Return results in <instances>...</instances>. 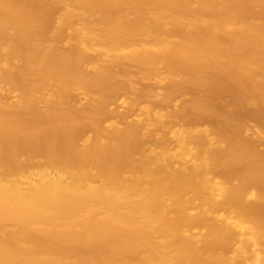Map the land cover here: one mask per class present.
<instances>
[{"label": "bare ground", "instance_id": "obj_1", "mask_svg": "<svg viewBox=\"0 0 264 264\" xmlns=\"http://www.w3.org/2000/svg\"><path fill=\"white\" fill-rule=\"evenodd\" d=\"M50 2L0 0V79L20 91L0 98V264H264V152L218 102L230 79L264 103V0H59L56 23ZM76 17L89 23L59 48ZM96 41L147 78L161 66L180 77L166 95L191 93L176 153L144 150L150 109L104 127L126 83L92 59ZM76 88L97 102L71 105ZM199 121L213 139L190 128ZM39 156L45 168L29 172Z\"/></svg>", "mask_w": 264, "mask_h": 264}, {"label": "rangeland", "instance_id": "obj_2", "mask_svg": "<svg viewBox=\"0 0 264 264\" xmlns=\"http://www.w3.org/2000/svg\"><path fill=\"white\" fill-rule=\"evenodd\" d=\"M48 11V12H47ZM46 13H49L51 21L56 23L58 15L64 12V7L59 0H51ZM96 15H92L90 21H95ZM72 28L66 30L63 39L57 41V45L61 49H65L70 43L75 41L74 31L82 29L89 21L82 17H76L72 20ZM57 27L53 26L49 33V38L54 39V33ZM47 45V43H45ZM98 50L90 52L91 57L99 65L111 66L114 70L113 80L116 83H126L125 86L117 93L110 103L112 116L104 120V127L111 129L112 126L118 125L124 127L131 122L144 121L146 119V110H151L150 131L152 133L148 140L144 141V150L147 154H155L153 150H160L166 147L171 153H176L179 150L178 135L184 133L189 125L183 117L180 116L181 105L184 101L191 97L189 90L185 89L177 93L172 100L167 101L166 95L172 79L179 80L180 77H170L167 75L163 66L157 76L150 78L145 77V69L136 63L129 61L119 62L118 56L120 51L113 50L109 55L103 54L100 50L105 46L104 42L96 41ZM87 71L92 69V65L86 63ZM0 98L6 104H15L19 100L20 91L0 79ZM53 93L52 90H47V96ZM83 89H73L68 95V101L71 105L78 109H86L92 98L86 95ZM249 92L244 88H236L235 81L228 79L227 87L224 93L219 97L218 102L226 106L230 110L239 111L240 117L245 121V128L242 135L252 140L258 151L264 152V103L258 105H249L247 98ZM97 101H95L96 103ZM45 103L43 106L45 107ZM125 116V117H124ZM161 120H157V117ZM222 121V122H221ZM226 123L225 120H220V127ZM192 130L202 129L206 131L210 139L215 137L219 131L217 127L205 121H199L197 125L190 127ZM91 131H85L78 139L79 144H84L86 139L91 135ZM185 134V133H184ZM213 144H208V148L213 147ZM176 166L177 160H174ZM45 168V158L39 156L35 159L33 166L29 172L37 171ZM56 170H52L55 172ZM195 229L194 231H197ZM236 242L234 246L225 251L228 257L235 255ZM254 260H249L247 264H255Z\"/></svg>", "mask_w": 264, "mask_h": 264}]
</instances>
